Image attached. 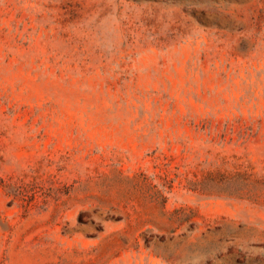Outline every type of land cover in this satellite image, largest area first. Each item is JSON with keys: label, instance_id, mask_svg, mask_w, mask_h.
<instances>
[{"label": "rangeland", "instance_id": "1", "mask_svg": "<svg viewBox=\"0 0 264 264\" xmlns=\"http://www.w3.org/2000/svg\"><path fill=\"white\" fill-rule=\"evenodd\" d=\"M0 264H264V0H0Z\"/></svg>", "mask_w": 264, "mask_h": 264}]
</instances>
